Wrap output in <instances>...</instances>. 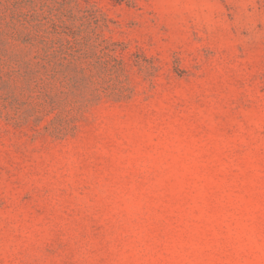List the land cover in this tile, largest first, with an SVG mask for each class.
<instances>
[{"label":"rangeland","instance_id":"1","mask_svg":"<svg viewBox=\"0 0 264 264\" xmlns=\"http://www.w3.org/2000/svg\"><path fill=\"white\" fill-rule=\"evenodd\" d=\"M0 264H264V0H0Z\"/></svg>","mask_w":264,"mask_h":264}]
</instances>
